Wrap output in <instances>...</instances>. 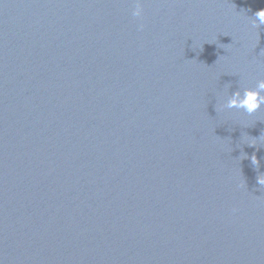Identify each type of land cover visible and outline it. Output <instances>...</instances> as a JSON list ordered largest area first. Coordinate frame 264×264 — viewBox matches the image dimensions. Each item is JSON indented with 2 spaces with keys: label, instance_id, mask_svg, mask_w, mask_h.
<instances>
[{
  "label": "water",
  "instance_id": "water-1",
  "mask_svg": "<svg viewBox=\"0 0 264 264\" xmlns=\"http://www.w3.org/2000/svg\"><path fill=\"white\" fill-rule=\"evenodd\" d=\"M142 3L0 0V264H264V0Z\"/></svg>",
  "mask_w": 264,
  "mask_h": 264
},
{
  "label": "clouds",
  "instance_id": "clouds-1",
  "mask_svg": "<svg viewBox=\"0 0 264 264\" xmlns=\"http://www.w3.org/2000/svg\"><path fill=\"white\" fill-rule=\"evenodd\" d=\"M143 14V3L142 0H135V9L132 12L133 17H141ZM256 25H264V9H260L254 13ZM142 27V25H141ZM264 106V79H259L254 88H246L243 93L237 90L232 94L231 98L227 103L228 109H242L247 114L251 115L256 113ZM256 144V140H252L250 146ZM251 162L259 168L260 161L258 160L255 153L251 156ZM257 183L264 188V173H259L257 176Z\"/></svg>",
  "mask_w": 264,
  "mask_h": 264
}]
</instances>
